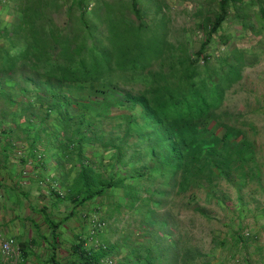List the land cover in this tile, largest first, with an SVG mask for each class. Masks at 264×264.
<instances>
[{
    "label": "trees",
    "instance_id": "1",
    "mask_svg": "<svg viewBox=\"0 0 264 264\" xmlns=\"http://www.w3.org/2000/svg\"><path fill=\"white\" fill-rule=\"evenodd\" d=\"M138 1L0 0V139L70 163L77 205L160 217L170 236L157 210L181 197L204 216L197 192L226 207L221 182L241 215L261 171L252 125L223 107L264 58V0H175L194 12L174 41L164 1L152 20Z\"/></svg>",
    "mask_w": 264,
    "mask_h": 264
},
{
    "label": "crops",
    "instance_id": "2",
    "mask_svg": "<svg viewBox=\"0 0 264 264\" xmlns=\"http://www.w3.org/2000/svg\"><path fill=\"white\" fill-rule=\"evenodd\" d=\"M0 140V243L15 240L21 251L17 264H106L112 259L136 264L146 255L149 264H164L152 242L162 225L141 224L137 211L110 217L92 202L77 205L68 192L76 171L70 173V163L58 160L48 147L31 150L15 140ZM177 245L182 251L178 248L181 254L171 264L186 262V248Z\"/></svg>",
    "mask_w": 264,
    "mask_h": 264
},
{
    "label": "rangeland",
    "instance_id": "3",
    "mask_svg": "<svg viewBox=\"0 0 264 264\" xmlns=\"http://www.w3.org/2000/svg\"><path fill=\"white\" fill-rule=\"evenodd\" d=\"M154 1H138L143 9L142 13L149 20L155 19ZM162 1L169 7L166 12L169 19L168 37L174 41L179 37L182 27L192 26L193 4L184 5L175 0ZM262 38L264 39V36ZM223 109L244 115L248 124L252 125L253 128L248 126V137L255 143V153L261 171L260 183L250 182L248 188H245V210L241 215L240 206H236L234 200V190L223 182L219 188L227 197L226 207L221 203L208 201L202 192L195 193L193 200L204 208V216L194 212L193 206L185 205L184 198L174 197L168 207L157 210L161 214L164 213L167 219L169 218L166 213L175 216L177 224L172 226V241L167 237L170 232L156 225L159 224L160 217L145 216L144 225L157 226L156 233L153 232L152 236L153 249L156 254H162L164 264L175 262L181 254L182 248L177 246L180 251L177 249L174 239H180L178 243L186 248V258H190L187 263L190 264H262L264 261V58L244 70L242 80L228 93ZM105 209L103 206L102 212ZM164 214L160 216L164 217ZM139 217L141 220V216ZM237 232L247 236L246 244L235 243L234 234ZM183 255L185 257V254Z\"/></svg>",
    "mask_w": 264,
    "mask_h": 264
},
{
    "label": "built area",
    "instance_id": "4",
    "mask_svg": "<svg viewBox=\"0 0 264 264\" xmlns=\"http://www.w3.org/2000/svg\"><path fill=\"white\" fill-rule=\"evenodd\" d=\"M99 226H102L100 224ZM0 254L3 264H17L21 261V251L17 243L12 238L2 239L0 243ZM106 264H115L114 260H108Z\"/></svg>",
    "mask_w": 264,
    "mask_h": 264
}]
</instances>
